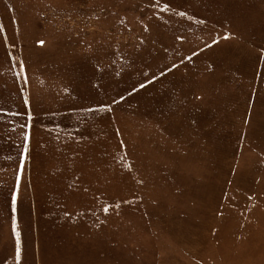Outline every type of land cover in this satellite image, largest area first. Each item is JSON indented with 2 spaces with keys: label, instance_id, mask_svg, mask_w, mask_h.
Segmentation results:
<instances>
[{
  "label": "rangeland",
  "instance_id": "obj_1",
  "mask_svg": "<svg viewBox=\"0 0 264 264\" xmlns=\"http://www.w3.org/2000/svg\"><path fill=\"white\" fill-rule=\"evenodd\" d=\"M156 2L0 0V264H264V0Z\"/></svg>",
  "mask_w": 264,
  "mask_h": 264
},
{
  "label": "snow or ice",
  "instance_id": "obj_2",
  "mask_svg": "<svg viewBox=\"0 0 264 264\" xmlns=\"http://www.w3.org/2000/svg\"><path fill=\"white\" fill-rule=\"evenodd\" d=\"M153 7H158L159 8V11L161 13H164L166 11H169L171 9V4L169 2H165L163 3V5L161 6L160 3H159V0H157V2L153 5ZM177 15L181 16V17H185L187 15V13L185 11H180L178 13H176ZM205 21L204 20H198L197 23H200V24H203ZM145 31H147V28H145ZM225 40L229 39V36L225 35L223 37ZM177 40H180L182 39L181 37H177L176 38ZM218 41L213 38L212 39V43L213 44H216ZM41 45H43V41H40L39 42ZM196 53H193V55H195ZM190 58V57H188ZM178 65L173 63L171 68L168 69V71H171L172 69H175L177 68ZM164 72L162 71L161 72V75H163ZM156 77L153 76V79H155ZM145 85L143 83H140L139 87L140 88H143ZM135 91V88L133 89ZM121 99H123V97L121 96ZM197 99H199V97H197ZM25 104L28 103L27 99L24 101ZM112 103H118V101H116L115 99H113ZM90 111H92V109H89ZM101 111H103L104 109L101 108L100 109ZM28 142H29V136L26 134L25 137H24V148H23V153L21 154V167H23V162H24V156L29 152V147H28ZM123 143V142H121ZM19 184V176H17V186ZM247 199L249 201H251L253 199L252 196H248ZM16 203H17V193L16 192H13L12 193V196H11V205H12V211L13 213H15L16 211ZM103 211L105 213L108 212V208L107 207H104L103 208ZM12 233L13 235L15 236V245H14V256H15V259H16V264H21V257H22V248H21V240H20V233L18 231H16V226H15V217L13 216V226H12Z\"/></svg>",
  "mask_w": 264,
  "mask_h": 264
}]
</instances>
